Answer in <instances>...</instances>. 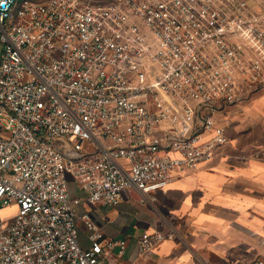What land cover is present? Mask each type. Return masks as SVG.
<instances>
[{
  "label": "built area",
  "instance_id": "obj_1",
  "mask_svg": "<svg viewBox=\"0 0 264 264\" xmlns=\"http://www.w3.org/2000/svg\"><path fill=\"white\" fill-rule=\"evenodd\" d=\"M264 90V0H0V264H131L88 213L165 191ZM145 231L139 254L165 238ZM245 264H264V259Z\"/></svg>",
  "mask_w": 264,
  "mask_h": 264
},
{
  "label": "crops",
  "instance_id": "obj_2",
  "mask_svg": "<svg viewBox=\"0 0 264 264\" xmlns=\"http://www.w3.org/2000/svg\"><path fill=\"white\" fill-rule=\"evenodd\" d=\"M228 140L215 156L196 168L176 169L165 191L142 200L127 189L114 206L90 204L69 180V192L84 200L78 206L79 242L91 245L83 219L88 213L108 237L125 239L131 264H245L264 259V90L217 113ZM166 238L141 255L143 232ZM115 261L114 264H117Z\"/></svg>",
  "mask_w": 264,
  "mask_h": 264
},
{
  "label": "rangeland",
  "instance_id": "obj_3",
  "mask_svg": "<svg viewBox=\"0 0 264 264\" xmlns=\"http://www.w3.org/2000/svg\"><path fill=\"white\" fill-rule=\"evenodd\" d=\"M17 210V205L13 204L11 206L2 208L0 214L5 222H9L13 219Z\"/></svg>",
  "mask_w": 264,
  "mask_h": 264
}]
</instances>
